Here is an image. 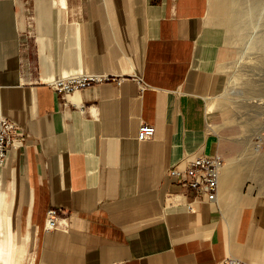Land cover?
I'll list each match as a JSON object with an SVG mask.
<instances>
[{
	"label": "crops",
	"instance_id": "1",
	"mask_svg": "<svg viewBox=\"0 0 264 264\" xmlns=\"http://www.w3.org/2000/svg\"><path fill=\"white\" fill-rule=\"evenodd\" d=\"M232 8L0 0V117L27 134L0 165V264H264V188H240L248 169L234 163L215 98ZM80 71L123 79L67 95L51 87ZM142 123L152 137L137 138ZM215 152L214 201L168 173Z\"/></svg>",
	"mask_w": 264,
	"mask_h": 264
},
{
	"label": "rangeland",
	"instance_id": "2",
	"mask_svg": "<svg viewBox=\"0 0 264 264\" xmlns=\"http://www.w3.org/2000/svg\"><path fill=\"white\" fill-rule=\"evenodd\" d=\"M238 8L252 18L243 0ZM257 14L249 22L228 20L231 56L215 98L236 150L234 163L248 169L243 171L240 188L260 191L264 188V48L255 41L264 33V8Z\"/></svg>",
	"mask_w": 264,
	"mask_h": 264
},
{
	"label": "built area",
	"instance_id": "3",
	"mask_svg": "<svg viewBox=\"0 0 264 264\" xmlns=\"http://www.w3.org/2000/svg\"><path fill=\"white\" fill-rule=\"evenodd\" d=\"M122 77H116L100 72L80 71L68 76L58 77L51 82V87L61 95H67L74 91L90 87L104 82L120 83ZM82 108V107H80ZM154 126L142 123L139 126L137 138L148 139L154 134ZM27 134L16 122L0 117V165L9 157L12 149L23 145ZM224 165V157L221 153L201 154L194 157L184 168L174 166L169 174L175 176L177 182L184 188L192 189L197 195L208 201H214L217 197L219 178ZM58 210H47L45 230L56 228ZM221 264H253L235 257H226Z\"/></svg>",
	"mask_w": 264,
	"mask_h": 264
},
{
	"label": "bare ground",
	"instance_id": "4",
	"mask_svg": "<svg viewBox=\"0 0 264 264\" xmlns=\"http://www.w3.org/2000/svg\"><path fill=\"white\" fill-rule=\"evenodd\" d=\"M241 1L242 0H233V8H232V13H230L231 14L230 21L233 22L234 24H236V22H238V21L240 23L242 19L244 20V22H247V21L249 22L250 19H251V21H253L258 16L257 13L259 12V10L264 8V0H246V1L243 0L244 4L247 6V9L250 13L247 11L246 12L249 13L250 15H252V18H250L248 15H246V13L242 14L243 12L238 8ZM243 15H246L245 18H242ZM263 32H264V30H263ZM254 33H253V35H254ZM256 38H257V36H256ZM255 43L257 44V46L264 48V33L261 34L257 38Z\"/></svg>",
	"mask_w": 264,
	"mask_h": 264
}]
</instances>
